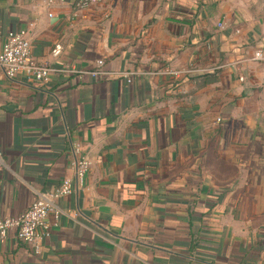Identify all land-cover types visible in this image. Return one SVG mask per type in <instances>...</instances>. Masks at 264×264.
Wrapping results in <instances>:
<instances>
[{
  "label": "crops",
  "instance_id": "1",
  "mask_svg": "<svg viewBox=\"0 0 264 264\" xmlns=\"http://www.w3.org/2000/svg\"><path fill=\"white\" fill-rule=\"evenodd\" d=\"M75 1L0 0V35L29 31L37 63L108 72L0 69V214L74 179L40 253L11 232L0 264H264V63L246 60L264 19L242 0Z\"/></svg>",
  "mask_w": 264,
  "mask_h": 264
},
{
  "label": "built area",
  "instance_id": "2",
  "mask_svg": "<svg viewBox=\"0 0 264 264\" xmlns=\"http://www.w3.org/2000/svg\"><path fill=\"white\" fill-rule=\"evenodd\" d=\"M60 1L65 3V0ZM101 1L102 0H76L74 2V7L76 10L81 11L93 3ZM45 2L47 5H52L56 0H45ZM49 16H53V13L50 12ZM221 27L225 28L222 24ZM0 43V69L11 78L20 74H25L29 77H33L39 82L46 83L51 79L52 75L61 72L80 76L87 74L93 77H100L108 73L102 70V68L85 70L78 66L72 65L68 67L61 63H37L32 57V42L30 32L27 30L9 31L5 36L0 35ZM61 52L62 46L60 44L56 45L53 50L54 55H60ZM246 60L264 63V38L260 47L256 48L251 58ZM97 63L99 66H102L104 61L100 59ZM192 71V69L188 68L174 70L172 73L178 75ZM116 74H123L125 77H128L129 82L131 81L129 77L130 73L118 72ZM240 79L243 81L245 78L240 76ZM75 151L78 153L79 148H75ZM91 165L92 161L86 156L79 157L75 160V179L78 184H83L85 182ZM73 190L74 179L66 178L54 190L42 192L32 205L21 214L8 217H4L0 214V241L8 237L11 232H14L16 238L31 244L35 252L40 253L42 241L46 236L50 235L51 231L49 216L53 214L56 218H59L62 213L56 201L61 197L70 195Z\"/></svg>",
  "mask_w": 264,
  "mask_h": 264
},
{
  "label": "rangeland",
  "instance_id": "3",
  "mask_svg": "<svg viewBox=\"0 0 264 264\" xmlns=\"http://www.w3.org/2000/svg\"><path fill=\"white\" fill-rule=\"evenodd\" d=\"M242 7L256 12L261 19H264V0H242Z\"/></svg>",
  "mask_w": 264,
  "mask_h": 264
}]
</instances>
